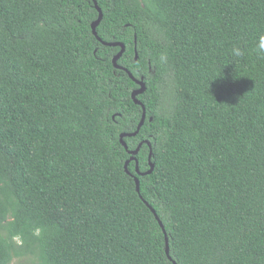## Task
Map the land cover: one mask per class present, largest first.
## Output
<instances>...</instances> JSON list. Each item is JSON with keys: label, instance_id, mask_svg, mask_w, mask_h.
Wrapping results in <instances>:
<instances>
[{"label": "trees", "instance_id": "1", "mask_svg": "<svg viewBox=\"0 0 264 264\" xmlns=\"http://www.w3.org/2000/svg\"><path fill=\"white\" fill-rule=\"evenodd\" d=\"M96 1L135 80L93 0H0V264H264V0Z\"/></svg>", "mask_w": 264, "mask_h": 264}, {"label": "water", "instance_id": "2", "mask_svg": "<svg viewBox=\"0 0 264 264\" xmlns=\"http://www.w3.org/2000/svg\"><path fill=\"white\" fill-rule=\"evenodd\" d=\"M93 1L95 2V5H96V7H97V9H98V11H99V13H100V17H99L98 21L95 22V23L92 25L93 33L95 34L96 37H98V35H97V27L99 26V24H100L101 21H102L103 14H102V11L100 10V8H99L98 5H97V1H96V0H93ZM98 39H99L104 45H106V46H120V47L122 48L121 51H120V53H119V54L114 58V60H113L114 66H115L117 69L124 70L125 72H127V73L130 75V77H131L132 79H134L133 75H132L127 69H125V68H123V67H121V66L118 65V61L121 59V57H122L123 54L125 53V46H124L123 44H121V43H112V44H110V43H105V42H103L99 37H98ZM134 80H135V79H134ZM138 83L142 86V88H141L140 91H138V92H136V93L134 94L133 98L135 99V102H136L137 104L142 105L139 101L136 100V96H137L138 94L143 93V91H144V89H145V85H144L143 82H138ZM144 110H145V109H144ZM145 118H146V113H145V111H144L143 119H142L141 123L139 124L137 131H136L135 133H133V134H122V135H121V140H122V142H123V138H124V137H128V136L131 137V136H137V135H138V133L140 132V130H141V128H142V126H143V124H144V122H145ZM123 145L125 146V148H127V145H126L125 143H123ZM142 145H143V144H140L139 147H138L135 151H132V152H131V154H132V158H131V160H136L135 157H136V156L138 155V153L140 152ZM151 159H152V151H151V154H150V170L147 171V172H145V173H140V172H139L138 165H137V172H138V174H140L141 176H146V175H150V174L153 173V171H154V169H155V165L151 162ZM128 164H129V161H127V162H126V165H125V169H126V171H127V165H128ZM136 185H137V191L140 192V182H139V180H138L137 178H136ZM152 211H153V213L155 214L156 218L159 220V218H158L156 212H155L153 209H152ZM159 221H160V220H159ZM160 224H161V226L164 228V226H163V224H162L161 222H160ZM167 253L169 254L168 239H167Z\"/></svg>", "mask_w": 264, "mask_h": 264}, {"label": "clouds", "instance_id": "3", "mask_svg": "<svg viewBox=\"0 0 264 264\" xmlns=\"http://www.w3.org/2000/svg\"><path fill=\"white\" fill-rule=\"evenodd\" d=\"M256 50L259 54L264 55V35L260 36L256 44ZM232 55L235 57H241L244 52L241 48L235 47L232 49Z\"/></svg>", "mask_w": 264, "mask_h": 264}]
</instances>
